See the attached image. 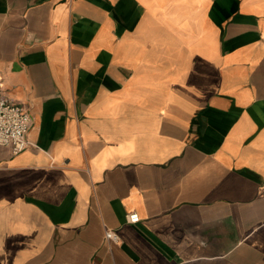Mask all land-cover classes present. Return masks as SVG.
<instances>
[{
	"label": "crops",
	"instance_id": "0c3cea01",
	"mask_svg": "<svg viewBox=\"0 0 264 264\" xmlns=\"http://www.w3.org/2000/svg\"><path fill=\"white\" fill-rule=\"evenodd\" d=\"M0 83V264H264V0H0Z\"/></svg>",
	"mask_w": 264,
	"mask_h": 264
},
{
	"label": "built area",
	"instance_id": "2783aa9c",
	"mask_svg": "<svg viewBox=\"0 0 264 264\" xmlns=\"http://www.w3.org/2000/svg\"><path fill=\"white\" fill-rule=\"evenodd\" d=\"M32 122L29 111L9 99L0 83V146L8 148L13 155L25 151L30 146L27 135ZM139 220L135 212L127 215V221L131 224ZM105 238L113 242L118 239L116 233L109 230L105 232Z\"/></svg>",
	"mask_w": 264,
	"mask_h": 264
}]
</instances>
